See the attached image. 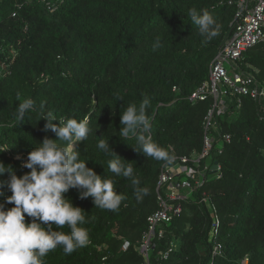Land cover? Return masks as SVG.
Wrapping results in <instances>:
<instances>
[{
    "label": "trees",
    "instance_id": "obj_1",
    "mask_svg": "<svg viewBox=\"0 0 264 264\" xmlns=\"http://www.w3.org/2000/svg\"><path fill=\"white\" fill-rule=\"evenodd\" d=\"M238 1L53 0L50 7L43 0H0V146L8 147L0 161L18 176L30 171L23 167L28 152L45 136L57 138L39 120L48 112L58 119H86L92 132L76 142L80 158L89 159L87 166L112 179L124 196L118 211H109L70 189L65 195L85 211L89 243L68 255L58 247L45 264H145L137 244L147 217L158 208L156 186L165 162L137 153L135 138L120 135L121 114L148 97L152 140L174 158L201 151L212 100L190 97L231 36ZM193 8L213 16L216 36L200 34L188 15ZM240 63L264 80V42L246 51ZM26 98L35 110L18 122L16 108ZM217 120L233 137L223 154H213L222 176L208 180L185 203L157 241L151 264H264V100L235 98ZM100 139L133 165L139 187L149 190L142 199H136L130 179L108 170L114 157L97 148ZM7 178V173L0 177ZM203 191L215 209L200 202ZM0 192V202L11 194L2 185ZM216 246L220 252L214 254Z\"/></svg>",
    "mask_w": 264,
    "mask_h": 264
},
{
    "label": "clouds",
    "instance_id": "obj_2",
    "mask_svg": "<svg viewBox=\"0 0 264 264\" xmlns=\"http://www.w3.org/2000/svg\"><path fill=\"white\" fill-rule=\"evenodd\" d=\"M188 15L201 35L210 39L218 34L219 25L207 11L200 13L193 8ZM159 44L157 39L154 48ZM149 106L148 97L139 106L129 104L121 114L119 133L125 139L135 138L132 148L137 153L171 165L174 157L150 135L151 121L146 114ZM34 110L31 98L18 103L15 112L18 122ZM41 119L46 121L44 130L55 133L57 138L45 136L28 152L23 167L30 171L18 176L11 164L0 161V177L8 174L7 179H0V185L11 193L0 202V264H45L47 254L58 247L68 255L88 245L89 230L83 227L87 223L85 211L74 206L65 195L70 189H76L80 199L91 197L94 206L104 210L118 211L124 200L115 190L112 179L88 167L89 159L80 158L76 142L86 141L92 132L86 119H58L52 112L42 115ZM7 148L0 146V153ZM97 148L114 157L108 161V170L131 180L137 200L148 194L147 187H139L133 165L124 163L109 140L100 139ZM6 204L13 206L5 208ZM65 226L69 232L57 230Z\"/></svg>",
    "mask_w": 264,
    "mask_h": 264
},
{
    "label": "built area",
    "instance_id": "obj_3",
    "mask_svg": "<svg viewBox=\"0 0 264 264\" xmlns=\"http://www.w3.org/2000/svg\"><path fill=\"white\" fill-rule=\"evenodd\" d=\"M43 1L50 7L53 6L50 3L53 0ZM262 42L264 0H239L231 36L212 60L208 79L190 97L194 102L212 100L204 118L203 148L191 155L174 158L171 165L164 164L161 169L156 186L158 208L147 217V229L137 244L145 264H151L157 241L165 236L166 228L182 215L185 203L189 202L208 180L222 176V164L213 154L215 151L223 154L226 145L232 143L233 137L231 133L221 131L218 115L224 114L229 103L235 98L239 102L246 96L259 103L264 100V80L246 72L240 63L246 51ZM231 70L234 74L230 73ZM174 90L178 88L174 87ZM200 202L208 205L210 209H215L207 191L202 192ZM215 217L218 221V215L215 214ZM128 245L126 243L124 248ZM174 246L172 243L169 250L163 252L165 259L169 257ZM219 252L220 248L214 247L213 253ZM106 259L107 257L103 258L104 261Z\"/></svg>",
    "mask_w": 264,
    "mask_h": 264
},
{
    "label": "rangeland",
    "instance_id": "obj_4",
    "mask_svg": "<svg viewBox=\"0 0 264 264\" xmlns=\"http://www.w3.org/2000/svg\"><path fill=\"white\" fill-rule=\"evenodd\" d=\"M230 73H231V74H234V71H233V70H231V71H230Z\"/></svg>",
    "mask_w": 264,
    "mask_h": 264
},
{
    "label": "water",
    "instance_id": "obj_5",
    "mask_svg": "<svg viewBox=\"0 0 264 264\" xmlns=\"http://www.w3.org/2000/svg\"><path fill=\"white\" fill-rule=\"evenodd\" d=\"M215 164H217V161L215 162Z\"/></svg>",
    "mask_w": 264,
    "mask_h": 264
}]
</instances>
